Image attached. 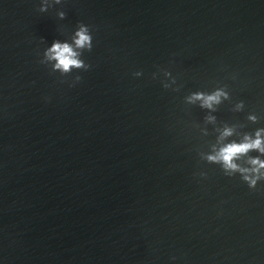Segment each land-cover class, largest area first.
<instances>
[{"label":"water","instance_id":"water-1","mask_svg":"<svg viewBox=\"0 0 264 264\" xmlns=\"http://www.w3.org/2000/svg\"><path fill=\"white\" fill-rule=\"evenodd\" d=\"M40 3L0 0L3 264H264V182L200 158L212 125L184 101L227 86L264 117V0ZM78 21L94 46L71 86L43 50Z\"/></svg>","mask_w":264,"mask_h":264},{"label":"clouds","instance_id":"clouds-1","mask_svg":"<svg viewBox=\"0 0 264 264\" xmlns=\"http://www.w3.org/2000/svg\"><path fill=\"white\" fill-rule=\"evenodd\" d=\"M61 0H41V13L47 12L53 4H60ZM59 19L63 20L66 13L63 10L57 12ZM94 46V34L89 24L78 21L68 39H53L43 50L42 63L50 66L51 71L61 76L73 73V84L81 81L80 71H87L91 65L84 59L85 52H91ZM143 71L138 69L132 72L134 78L143 76ZM153 78L155 73L152 74ZM165 77H171L169 71L164 72ZM235 74L232 79H235ZM175 84V78L170 81H162L164 88H170ZM70 86V87H71ZM46 101L49 97L44 98ZM185 103L198 105L205 111L203 117L204 126L200 132L204 136L209 135L207 125H212L213 139L208 145V150L200 153V158L208 164L218 165L226 177H239L249 189H256L258 184L264 182V125L259 122L264 119L256 111L245 112V101L238 99L233 101L227 86H216L210 90H194L184 97ZM226 101L230 102L229 110L232 113H245L241 121L218 120L215 113ZM249 125H257L249 127ZM201 177L206 173L201 171ZM172 259H175L174 257ZM0 264H3L0 259Z\"/></svg>","mask_w":264,"mask_h":264}]
</instances>
